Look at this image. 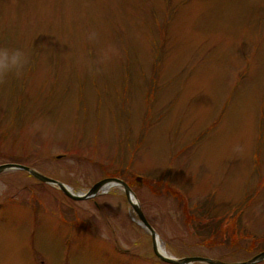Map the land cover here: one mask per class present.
Wrapping results in <instances>:
<instances>
[{"label":"rangeland","instance_id":"1","mask_svg":"<svg viewBox=\"0 0 264 264\" xmlns=\"http://www.w3.org/2000/svg\"><path fill=\"white\" fill-rule=\"evenodd\" d=\"M0 46L30 57L0 84V164L76 192L125 179L176 257L264 250V0H0ZM0 185V264H169L121 187Z\"/></svg>","mask_w":264,"mask_h":264},{"label":"water","instance_id":"2","mask_svg":"<svg viewBox=\"0 0 264 264\" xmlns=\"http://www.w3.org/2000/svg\"><path fill=\"white\" fill-rule=\"evenodd\" d=\"M12 169H20L27 171L30 173L32 176L37 178L40 181L52 184L57 186L62 190V192L67 195L68 197L74 199V200H84L87 198H92L99 193L106 192L110 187L113 186H119L123 188L128 203L133 207L134 211L136 212L138 218H139V224L144 226L149 233L151 234L152 237V246H153V251L155 255L162 261L170 264H194L195 262H205L208 264H256L260 261L264 260V250L260 251L253 257H251L248 260L244 261H234V262H227L223 261L221 259H216V258H211V257H206V256H201V255H194V256H185V257H176L173 255H170L169 253L162 252L159 249V241L160 236L156 229L153 227V225L148 221L147 217L145 216L143 209L141 208V205L136 197V194L134 190L131 188V186L123 179L119 177H105L97 182H95L90 188H88L84 192H76L74 189L68 185L67 183L53 178L51 176L43 174L41 171L38 169L31 167L29 165L19 163V162H6V163H1L0 164V174L12 170ZM139 178V177H138ZM133 198L136 199V201H133Z\"/></svg>","mask_w":264,"mask_h":264},{"label":"clouds","instance_id":"3","mask_svg":"<svg viewBox=\"0 0 264 264\" xmlns=\"http://www.w3.org/2000/svg\"><path fill=\"white\" fill-rule=\"evenodd\" d=\"M88 40L95 42L98 39V34L93 31L88 34ZM118 49L109 45L103 48L98 53V59L94 63H88V71L90 74H100L103 71V66L106 65L114 56H118ZM30 64V57L28 53L21 48H10L7 46H0V84H4L9 77L17 79L23 78V75ZM35 130L39 131V124L34 126ZM236 152H242L243 147L236 145L234 148ZM0 190H6L5 185H0Z\"/></svg>","mask_w":264,"mask_h":264},{"label":"bare ground","instance_id":"4","mask_svg":"<svg viewBox=\"0 0 264 264\" xmlns=\"http://www.w3.org/2000/svg\"><path fill=\"white\" fill-rule=\"evenodd\" d=\"M133 201H136V199L133 198ZM159 249H160L163 253H164V252L168 253V252L165 250L162 241H159Z\"/></svg>","mask_w":264,"mask_h":264},{"label":"trees","instance_id":"5","mask_svg":"<svg viewBox=\"0 0 264 264\" xmlns=\"http://www.w3.org/2000/svg\"><path fill=\"white\" fill-rule=\"evenodd\" d=\"M128 183H129V182H128ZM130 185H131V184H130ZM131 186H132V185H131ZM207 200H208L207 202H209V198H208ZM205 204H206V203H205ZM208 205H209V203H208ZM213 206H214V205H212V207H213ZM204 207H207V204H206ZM204 207H203V208H204ZM195 208H197V205H195V207L193 208V210H194ZM210 209H211V208H210ZM207 212H208V210H207ZM211 216H212L211 219L213 220V219H214V218H213V215H211ZM193 221H194L195 223L199 222V220H196V219H194Z\"/></svg>","mask_w":264,"mask_h":264}]
</instances>
